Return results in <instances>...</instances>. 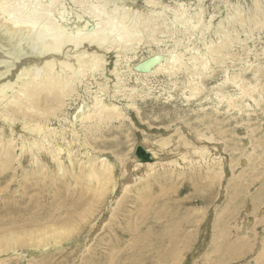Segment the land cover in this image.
<instances>
[{
	"label": "bare ground",
	"instance_id": "1",
	"mask_svg": "<svg viewBox=\"0 0 264 264\" xmlns=\"http://www.w3.org/2000/svg\"><path fill=\"white\" fill-rule=\"evenodd\" d=\"M221 1L227 11L215 25V15H211L209 20L206 17L204 0H173L170 3L166 0H0V135L2 128L7 126L24 138L21 155H29L33 168L31 174L23 171L24 182L47 183V178H50L53 183L57 182L75 194L70 205L72 210L66 212V221L43 229L23 230L21 233L17 230L0 235V262L7 261V257L16 259L21 256L19 248L23 246L40 252L50 246L51 240L59 244L62 237L78 229L68 227L75 222L81 226L80 233L85 232L84 228H90L85 251L90 250L107 231H118L112 228L119 219L115 215L124 212V204L135 205V200H129L131 193L143 202V194L152 190L151 181L157 176L167 180L191 175L190 172L196 170L203 181L208 182L202 187V192L212 189L217 181L220 191L215 201L220 203L225 198L226 202L218 212L213 206L210 209L213 211L212 226L205 232L209 236L203 240L205 252L193 264H264V206L257 211L251 205L242 208L243 202L238 203V200L244 191L239 184L235 183L236 187L231 192L224 186L225 181L235 175L232 168L239 166L240 157L228 161L231 151L228 149L230 153L226 152L223 130L214 128L216 124L213 122L209 121L207 126L204 123L207 131L198 133L186 127L181 129L182 133L176 131L162 138L155 146L147 138L135 142L129 160L120 161L124 173L119 181L118 168L114 163L92 156L91 152L77 155L72 149L73 144L88 146L86 135L99 133L103 126L125 122L124 106L117 101L115 94L126 91L135 96V89L127 85L131 80L145 86L151 78L159 75L171 80L186 78L184 86L189 90L186 98L190 101L203 92L201 81L221 67L225 79L217 86L216 93L215 90L212 92L217 101L213 105L215 115H219L217 113L221 110L242 112L243 109L260 107V100H264V86L260 84L264 64L257 59L259 63L247 62L246 69L230 74L228 61L229 64L237 61V46L243 42L238 30L232 26L243 27L250 22L264 28V2L253 0V8L246 12L240 0L236 3ZM71 4L81 10V13L75 12V18L71 16L74 12L68 9L73 8ZM207 34L215 39L206 38ZM169 40L172 45H169ZM146 47L150 48L149 56L139 60V52ZM260 57H264V51L256 55V58ZM96 74H102L110 83H96L98 90L95 96L91 95L92 100H83L73 120L63 121L68 126L52 127L51 119L62 123L59 114L67 100L75 96L77 85H83ZM248 74L254 77L255 83L246 79ZM172 83L176 85L174 80ZM227 84L238 93L227 92ZM85 89L91 92L88 85ZM146 95L150 96L146 92L137 94L142 99ZM105 96L110 101H106ZM245 98L252 103H241L240 100ZM203 115L206 119L211 117L208 113ZM68 136H71V142L67 141ZM174 137L179 142L170 152ZM248 142L246 140L249 156L245 157L244 151H240L246 166H250L249 158L256 156L255 144ZM138 147L144 150V155L137 153ZM13 148L10 141H4L0 136V160L6 166L13 167L16 160L20 164V156L17 159L12 156ZM168 154L174 158H167ZM47 160L54 166V173ZM109 200L108 216H104L102 209ZM147 201L150 205L154 202L152 195ZM235 204L238 208L232 210L231 206ZM162 207L167 211L168 204ZM138 209L139 212L144 210L142 205ZM112 241L113 238L106 243L111 244ZM177 246L173 244L171 258L177 257ZM113 257H110L112 262L115 260Z\"/></svg>",
	"mask_w": 264,
	"mask_h": 264
},
{
	"label": "rangeland",
	"instance_id": "2",
	"mask_svg": "<svg viewBox=\"0 0 264 264\" xmlns=\"http://www.w3.org/2000/svg\"><path fill=\"white\" fill-rule=\"evenodd\" d=\"M166 1L169 3L173 2V0ZM204 1L205 10L207 11L206 17L209 20L211 15H215L216 18L214 24L217 25L221 20V15L224 17L227 11L224 3L221 0ZM240 1L246 12H248V9L253 8V0ZM262 1L264 2V0ZM231 2L236 3V0H231ZM70 6L73 7L72 4ZM68 9L74 12V14L71 15L73 18H75L76 11L81 13L80 9H75L74 7H69ZM261 18L262 16H260V19ZM232 27L238 30L239 36L243 42L237 46V51L239 53L236 57L237 61L233 64H229L230 62L228 61L230 74L237 72L240 73L241 70L246 69L247 62L253 63L255 61L256 63L262 62V64H264V57L256 58L257 54H263L264 51V28H260L256 25L253 26L250 22H247L246 26L243 27ZM211 37L215 39L211 34H207L206 36L208 39ZM169 45H172L171 40H169ZM154 48L155 47H153V49ZM149 49L150 48L147 47L141 49L139 52V60L149 56ZM139 60L135 61L133 64L137 63ZM245 77L248 81L255 83V79L251 74L245 75ZM106 79L107 78L102 74H96L94 78L89 77L83 85H77V91L73 94L75 96H72L67 100V104L63 111L59 114L62 123L60 124L55 119H51L52 122L50 125L55 128H60V125L68 126V123L63 121L65 119H68L69 122L72 121L73 115L82 105V101L85 100L86 102H90L92 100L91 95L95 96V92L98 90L96 83H110L109 81H106ZM224 79L225 74L221 67H218L211 76L209 75L208 78L201 81L204 85L203 92H201L197 98L190 99V101L186 98V96H189V90H185L184 86L186 78H173L172 80L176 82V85L172 83L171 79L161 75L156 78H151L145 86L131 80L127 85L130 86V89H135V96L132 97V93L126 91L125 93L115 94L117 101L124 106V113H126L125 122L122 124L115 122L109 126H103L99 129V133H95L93 136L91 134L86 135L88 146L83 144H73V152L77 155L91 152L92 154L90 153V155L92 156L102 157L109 160L111 163H114L118 168L119 181L124 173V167L120 161L124 163L129 160L128 156H130L129 153L135 142L142 138H147L150 140L151 144L155 146L162 138L168 137L176 131L182 133L181 129H185L186 127H189L198 133L202 131L204 132L205 130L207 131V129L203 127L204 123L205 125H208L209 121H211L218 126L215 125L214 128L223 130L222 132L224 135L221 137L227 142L226 152L229 154L231 151V153L234 154H232V156L230 153L227 156L228 161L231 162L232 158L240 157L238 159L239 166H234L232 168V170L235 171V175L232 178H228V180L225 181L224 186L231 192L236 187V184H239L244 192L240 196L238 203L243 202L242 208L251 205L254 210L257 211L264 206V100L261 101L256 93V98L260 100V107L253 108L252 110L243 109L242 112L236 110H221L220 113H217L219 115H215L216 112L213 110V105L217 101L212 92L215 90L216 93L217 86L220 85ZM260 84L261 86H264V75L262 76ZM86 85L90 87L91 92L86 91ZM226 86L227 92H231L232 94L238 93L237 89L232 85L227 84ZM145 92L150 94V96L146 95L144 99L137 96L138 93L142 94ZM104 98L106 101H110L108 96H105ZM240 102L245 104L252 103L250 99L246 98L243 99V101L240 100ZM131 104H133V106H131ZM204 113L211 114V117H207L206 119L203 115ZM217 118L218 121H216ZM1 124L2 123H0V127H2ZM223 126L225 128H223ZM2 129L3 133L0 135L1 139L4 141H10L13 144L14 148L12 156L15 157L14 159H17L20 156V164H17L16 160V162H14L15 164H13L14 166L10 167L6 166L0 160V235L11 234L13 232H18L19 230H21L19 232L21 233L23 230L32 231L43 229L47 228L49 225L55 226L60 224L59 222L66 221V212L69 211V209L72 210L70 205L75 198V194L68 189L63 188L61 184L57 182L53 183L50 178H47V183L37 184L34 181H32V183L24 182L22 180L23 171L25 170V172H29L30 174L33 171L29 155H21L20 147L23 144L24 138L20 136V133L17 130L12 131L7 126ZM82 135L84 138L85 134L83 133ZM215 137L218 138L219 136L216 135ZM174 139L175 142L169 149L170 152H173L176 149L175 146L179 142L176 137H174ZM246 140H249V142L251 141L256 147V156L253 155L252 157L255 156L254 158H249L248 165L250 166L244 165L245 161L241 158L242 153L245 157L249 156L247 151L248 148H246ZM67 141H72L71 136H68ZM15 145H17L19 149H17ZM235 146H238L236 147L237 149H235ZM240 151L244 152L241 153ZM166 156L170 159L173 157V155L170 154ZM47 163L51 167V171L54 173V166L52 167L48 160ZM190 173L191 175L174 176L167 180L161 176H157L154 181H151L153 183L152 190L143 194V202L138 199V196L135 193H131L129 200H135V205L124 204L123 215H115L116 218L118 217L119 219L117 220V224L114 223L112 228L118 231H107L106 234H103V236L97 240L98 242L96 241L93 244L94 247L92 246L90 250L85 251L90 228H84L85 232L80 233L79 230H81V226L75 222L70 223L68 227H77L78 229L72 230L69 233V236L62 237L59 240V244H56L51 240L52 244L50 242V246L47 249L40 250V252L39 250L23 246L19 248L20 254H22L21 256L16 259L7 257V261L0 263L136 264L138 262L137 264H193V262L198 261L202 253L205 252V250L202 249L203 240L209 238L206 233L207 229L210 231L212 226L211 214L213 211L210 209L213 206L218 212L219 208L224 206L226 199H222L220 202L221 204L215 201L216 195H218L220 191L217 181H215V186L212 189L202 192V187L208 184V182L205 183V181H203L198 171L193 170ZM231 174L232 173H229V175ZM228 181L230 182L229 187ZM150 195H152L154 199V202L151 205L147 201ZM166 204H168V208L167 211H164L162 206ZM110 205L109 200V202L103 206L104 208L102 207V215L108 216L106 209ZM141 205L144 210L139 212L138 208ZM237 208L238 204L231 206L232 210ZM132 212L133 214L130 215ZM166 214H169L170 216H166ZM208 216L210 217L208 218V221H206ZM45 222L47 223L45 224ZM169 223L174 226H171ZM170 227H172V229ZM262 227H264V225ZM112 238L114 241H112L111 244L106 243ZM123 240L124 242H121ZM173 244L178 245L175 251L178 254L176 257L174 253L175 257L171 258L173 256ZM112 248L114 251H112ZM199 251H201V253H199ZM82 253L85 255H82ZM110 257L115 259L113 260L114 262L111 261Z\"/></svg>",
	"mask_w": 264,
	"mask_h": 264
},
{
	"label": "water",
	"instance_id": "3",
	"mask_svg": "<svg viewBox=\"0 0 264 264\" xmlns=\"http://www.w3.org/2000/svg\"><path fill=\"white\" fill-rule=\"evenodd\" d=\"M137 153L140 154V155H144V150L141 149L140 147L137 148ZM146 155H147V152H146Z\"/></svg>",
	"mask_w": 264,
	"mask_h": 264
}]
</instances>
